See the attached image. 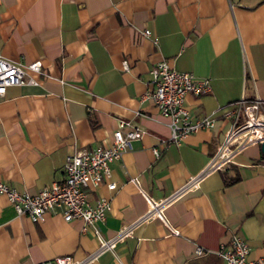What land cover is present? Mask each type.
<instances>
[{"label":"crops","instance_id":"0c3cea01","mask_svg":"<svg viewBox=\"0 0 264 264\" xmlns=\"http://www.w3.org/2000/svg\"><path fill=\"white\" fill-rule=\"evenodd\" d=\"M0 53L41 63L40 72L28 70L37 84L9 86L0 100V177L17 189L62 182L66 156L109 145L119 120L143 131L110 164L109 178L88 189L91 202L110 200L95 224L100 237L60 212L33 222L0 193V264L64 254L83 264H223L217 250L234 232L248 258L264 255L260 143L206 171L231 126L227 104L264 101V0H0ZM163 59L211 81L186 103L195 117L214 115L215 125L179 144L168 141L170 119L145 96L149 70ZM103 239L113 244L98 251Z\"/></svg>","mask_w":264,"mask_h":264},{"label":"built area","instance_id":"2783aa9c","mask_svg":"<svg viewBox=\"0 0 264 264\" xmlns=\"http://www.w3.org/2000/svg\"><path fill=\"white\" fill-rule=\"evenodd\" d=\"M142 33L149 35L150 30L144 29ZM123 68L128 69L126 61L123 62ZM28 70L40 72L41 63L14 62L0 53V100L9 86L38 83ZM149 72L151 86L145 96L150 97L160 113L170 119L169 142L179 144L188 134L215 125L214 115L195 117L186 103L188 94L202 95L210 91V78L197 77L190 71L174 69L165 59L158 61ZM224 114L231 118V126L206 171L226 165L232 154L245 145L264 141V101L260 98L241 97L228 103ZM142 134V129L133 126L129 121L119 120L109 145L99 144L92 148L75 150L66 156L65 179L62 182H52L35 193H28L8 184L0 177V193L7 196L19 214H26L33 222L40 221L47 211L60 212L65 220L80 218L85 224L93 225L94 233L100 237V231L95 224L106 218L110 200L99 197L91 202L88 189L97 188L103 180L109 178L110 164ZM238 136H242L241 141L230 148L233 139ZM153 152L157 155L158 148L154 147ZM197 177L190 179L188 185H195ZM107 186L113 189L116 183L108 181ZM162 203L154 202L151 211L159 212ZM84 229L85 225L82 230ZM112 244L111 240L103 239L98 251L111 247ZM201 252L202 248L197 247L196 253ZM217 252L222 257L223 264H264V255L248 258L249 245L238 232H234L228 242L222 243ZM35 264H83V260L64 254Z\"/></svg>","mask_w":264,"mask_h":264},{"label":"water","instance_id":"95a60500","mask_svg":"<svg viewBox=\"0 0 264 264\" xmlns=\"http://www.w3.org/2000/svg\"><path fill=\"white\" fill-rule=\"evenodd\" d=\"M261 151L264 153V141L260 143Z\"/></svg>","mask_w":264,"mask_h":264}]
</instances>
